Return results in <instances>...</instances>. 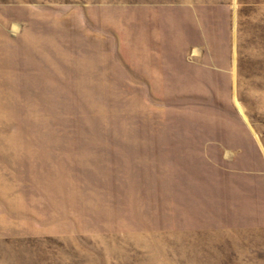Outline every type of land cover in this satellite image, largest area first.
Returning <instances> with one entry per match:
<instances>
[{
	"label": "rangeland",
	"instance_id": "obj_1",
	"mask_svg": "<svg viewBox=\"0 0 264 264\" xmlns=\"http://www.w3.org/2000/svg\"><path fill=\"white\" fill-rule=\"evenodd\" d=\"M0 264H264V0H0Z\"/></svg>",
	"mask_w": 264,
	"mask_h": 264
}]
</instances>
